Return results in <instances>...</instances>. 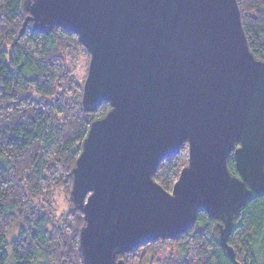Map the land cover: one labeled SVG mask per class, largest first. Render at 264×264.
Here are the masks:
<instances>
[{
  "label": "water",
  "instance_id": "obj_1",
  "mask_svg": "<svg viewBox=\"0 0 264 264\" xmlns=\"http://www.w3.org/2000/svg\"><path fill=\"white\" fill-rule=\"evenodd\" d=\"M37 30L60 25L90 51L82 103L95 119L70 194L85 215V264H125L120 253L180 236L203 207L221 220L264 193V60L250 50L238 0H24ZM90 120L92 117L89 118ZM188 141L172 191L156 167ZM230 152L239 176L231 174Z\"/></svg>",
  "mask_w": 264,
  "mask_h": 264
},
{
  "label": "trees",
  "instance_id": "obj_2",
  "mask_svg": "<svg viewBox=\"0 0 264 264\" xmlns=\"http://www.w3.org/2000/svg\"><path fill=\"white\" fill-rule=\"evenodd\" d=\"M24 0H0V264L8 250L15 264H85L80 229L85 215L73 204V168L93 120L112 108L103 101L87 111L82 103L90 51L78 35L60 25L37 30L28 21ZM241 22L252 54L264 60V0H238ZM88 59L86 75L78 82L79 55ZM92 117L90 120L89 118ZM189 161L188 141L153 174L172 191ZM227 165L239 176L234 154ZM61 191L69 208L56 215L53 197ZM227 242L242 264H262L255 252L264 231V193L252 194L234 215ZM221 220L198 207L194 222L178 237L156 238L120 253L125 264H235L220 240ZM19 235L6 240L10 228ZM168 245L179 252L164 259ZM264 264V263H263Z\"/></svg>",
  "mask_w": 264,
  "mask_h": 264
},
{
  "label": "rangeland",
  "instance_id": "obj_3",
  "mask_svg": "<svg viewBox=\"0 0 264 264\" xmlns=\"http://www.w3.org/2000/svg\"><path fill=\"white\" fill-rule=\"evenodd\" d=\"M75 60H78V67L75 70L76 73V77L78 82H82L85 75H86V68L88 65V59L86 58L85 55L81 54L79 55ZM0 164H4L6 165V157L0 154ZM56 195L53 197V202L52 204L55 207V210L53 211L54 214L59 215L64 213L68 208L69 205L67 203V198L64 197V194L61 193V191H57L55 193ZM20 233V229L18 226H13L10 228L9 232L6 234V240L8 242L12 241L14 238H16ZM257 244L255 245L256 250L255 252H257V257L258 260L263 264L264 263V231L262 232V234L259 236L258 240H257ZM11 249H9L8 251V263L7 264H15L13 258H12V251H10ZM175 252H179V249L177 247V245L172 246V245H168L167 248L164 251H161V253L158 254L159 258L164 259V257L169 256L170 253H175ZM149 259H147V261L145 262V264H149ZM157 264V263H154Z\"/></svg>",
  "mask_w": 264,
  "mask_h": 264
}]
</instances>
